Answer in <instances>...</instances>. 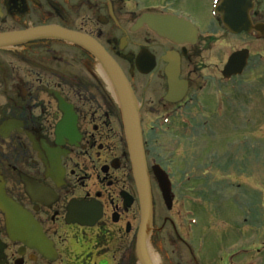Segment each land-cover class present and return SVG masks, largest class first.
I'll return each instance as SVG.
<instances>
[{
    "label": "flooded vegetation",
    "instance_id": "flooded-vegetation-1",
    "mask_svg": "<svg viewBox=\"0 0 264 264\" xmlns=\"http://www.w3.org/2000/svg\"><path fill=\"white\" fill-rule=\"evenodd\" d=\"M223 0H0V33L56 26L95 41L140 104L154 204L149 250L158 264H246L225 232L199 216L231 193L230 122L241 77L224 75L234 35ZM252 22L264 24V0ZM146 14L190 22L193 43L159 36ZM249 50L247 74L253 68ZM256 53L255 67L264 55ZM248 95V94H247ZM0 264H139V195L110 74L96 54L55 38L0 48ZM232 197V198H231ZM212 223L207 221V224ZM218 228V229H216ZM218 233V235H216Z\"/></svg>",
    "mask_w": 264,
    "mask_h": 264
},
{
    "label": "water",
    "instance_id": "water-1",
    "mask_svg": "<svg viewBox=\"0 0 264 264\" xmlns=\"http://www.w3.org/2000/svg\"><path fill=\"white\" fill-rule=\"evenodd\" d=\"M253 6V0H224L217 9V13L222 16L225 28L232 34L263 32L264 36V25H253L251 21L250 12ZM143 25H148L159 36L179 43H193L192 41L195 39V30L191 23L179 17L146 14L138 19L136 27ZM42 38L62 39L85 47L97 55L110 74L118 97L140 201L141 221L137 234L136 255L139 264H156L148 248V242L153 232L152 187L144 148L140 104L130 83L95 41L61 27H38L25 31L0 33V48H11ZM248 58L249 51L247 50L234 53L225 69V76L242 75L247 67ZM0 208L9 217H13L17 212V209L2 193H0Z\"/></svg>",
    "mask_w": 264,
    "mask_h": 264
},
{
    "label": "rangeland",
    "instance_id": "rangeland-1",
    "mask_svg": "<svg viewBox=\"0 0 264 264\" xmlns=\"http://www.w3.org/2000/svg\"><path fill=\"white\" fill-rule=\"evenodd\" d=\"M229 42L231 54L237 48H251L255 54L253 64L258 57L256 53L264 55V40L242 36L232 37ZM231 86L234 87L232 94L244 95L232 107L230 117L231 178L228 182L232 194L244 195L247 211L226 200L220 211L206 213V217L200 214L199 232L211 237L204 234L206 227H218L225 232L223 238L228 240L231 253L243 246L246 264H264V64L261 68L254 67Z\"/></svg>",
    "mask_w": 264,
    "mask_h": 264
},
{
    "label": "bare ground",
    "instance_id": "bare-ground-1",
    "mask_svg": "<svg viewBox=\"0 0 264 264\" xmlns=\"http://www.w3.org/2000/svg\"><path fill=\"white\" fill-rule=\"evenodd\" d=\"M246 74H244L243 76H245ZM153 209H154V204H153ZM154 212V210H153ZM153 228H154V213H153Z\"/></svg>",
    "mask_w": 264,
    "mask_h": 264
}]
</instances>
